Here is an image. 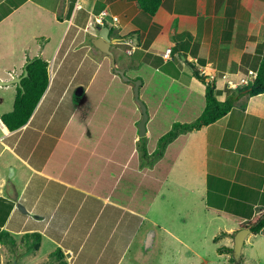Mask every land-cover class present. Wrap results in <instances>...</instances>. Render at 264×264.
<instances>
[{
    "label": "crops",
    "instance_id": "1",
    "mask_svg": "<svg viewBox=\"0 0 264 264\" xmlns=\"http://www.w3.org/2000/svg\"><path fill=\"white\" fill-rule=\"evenodd\" d=\"M181 1L162 0L149 17L135 0H0V80L22 76L28 59L48 63L46 90L28 122L9 132L0 120V199L12 203L0 232H8L15 246L23 235L37 233L35 253L49 245L44 257L59 249L66 264H121L132 248L143 254L139 242L151 241L150 229L193 251L174 233L177 216L189 215L203 231L231 220L222 214L245 224L258 214L253 209L264 213V93L245 106L242 99L199 130L174 129L195 121L205 107L206 86L190 66L216 77L219 101L233 91L228 81L257 72L264 0ZM100 14L112 45L124 47L119 64L111 52L113 67L88 43ZM5 43L11 54L3 51ZM114 81L119 84L112 96ZM134 81H140L148 115L142 137ZM16 86L0 87V117L12 110ZM120 109L126 116L117 129L111 117ZM129 119L135 129H126ZM129 132L131 143L121 144ZM245 193L249 219L240 213L242 205L227 204L231 194L247 201L241 200ZM238 230L236 223L214 231L212 240ZM255 236L264 240V228ZM5 251L0 242V260Z\"/></svg>",
    "mask_w": 264,
    "mask_h": 264
},
{
    "label": "rangeland",
    "instance_id": "2",
    "mask_svg": "<svg viewBox=\"0 0 264 264\" xmlns=\"http://www.w3.org/2000/svg\"><path fill=\"white\" fill-rule=\"evenodd\" d=\"M179 3L183 4V1L180 0ZM88 43L90 44V41H88ZM3 51H7L11 54L13 52V48L5 43ZM111 52L115 55V57L117 54L120 56V58L117 59L118 64L119 60H124V47L121 48L119 46L112 45ZM111 63L112 59L110 58V64ZM115 70H118V68H113V73H115ZM114 83L116 84H114L110 88V92L113 91L112 96L115 95V86L119 84L117 81H114ZM121 84H123V82ZM120 93L124 94L123 89L120 90ZM6 97H8V95L1 93V98L3 100H7ZM124 97L125 94L123 98ZM128 99L131 101V98ZM111 106H113V104H111ZM3 109L4 107L0 106V111H3ZM125 116V111L120 109L116 114L114 120L111 117L113 126L118 129L119 125L117 124V121H119L121 125L122 120L123 118H125ZM130 123L131 122L129 119V122L126 124L127 130L131 125ZM131 127L135 129L133 125H131ZM157 134L158 132H156L155 130L152 131L153 137L154 135L156 137ZM123 137V141H119L121 144H124V142H126V144L131 143V133L127 135L124 134ZM242 196L243 197L241 198V200L247 198L248 200L244 201L243 203H240L238 200L234 201V196L231 194L227 199V204L230 208L242 205L240 209H242L243 212L240 213L247 215V219H249L251 213V205L248 203L249 196L247 193L243 194ZM259 210L260 208H255L252 211L255 214L259 213ZM193 217H199V211L195 206H193ZM237 220L241 222L243 218L239 219L237 217L235 221L223 218V222H220L219 220L217 222L215 221L214 223L209 224V226H206L203 231H200V229H197L195 226L191 225L196 224L197 222L194 219L189 218V215L177 216L176 220L173 222V225H175L174 233L179 240H183L182 242L186 246L193 249V251H190L189 248L181 245L180 243H177L176 241L174 242L173 239L166 236L161 230L152 232V230L150 229L146 232V234L152 235L153 238L151 239V241L146 239L143 244L142 242H139V246L143 249V254H135L136 252H133L134 249L132 248L127 252L121 264H235L231 263L230 261V258H233V253H224L222 255H219L216 251L218 247L223 246H228L227 248L232 249L233 235H229L231 238L229 237L228 239L222 238V236L218 235L220 237L219 239H221L218 242H214L212 240V235L214 231L219 233L222 230H227L231 226L235 228L236 223H238ZM31 243L32 241L28 239L22 241L18 239V245L15 246V248L2 243L6 251L5 253H2L4 255L0 260V264H57V260L55 258H51L49 255L45 257L43 256L49 249L48 244H44L43 249L40 251V253L36 254L35 251L31 248ZM240 259L242 260V264H264V240H261V236L258 237L252 234L246 237V241L243 244L241 250Z\"/></svg>",
    "mask_w": 264,
    "mask_h": 264
},
{
    "label": "trees",
    "instance_id": "3",
    "mask_svg": "<svg viewBox=\"0 0 264 264\" xmlns=\"http://www.w3.org/2000/svg\"><path fill=\"white\" fill-rule=\"evenodd\" d=\"M135 1L142 13L146 14L149 17H152L156 14L159 7L161 6L162 0ZM104 27L108 26L104 24ZM47 68L48 63L42 58L34 57L27 60L25 64L27 76L21 80L20 86H16L17 93L14 99L13 108L10 112H7L0 117L1 122L9 132L18 130L19 128L24 126L31 117L48 84ZM190 68L194 77H196L206 86L205 107L201 115L195 121L185 125L177 124L174 126L175 130H199L224 117L231 111V109L235 105L240 103L242 99L243 100L242 103H240V106H245V102L249 98L264 93V48L261 54V60L257 69L256 78L249 85L241 86L231 91V93L225 98L224 101H219L217 99L214 84L210 82L207 77L200 76L198 70L193 66H190ZM172 134L173 132L171 131L166 135V138L170 137ZM0 206H4V211L1 212L0 209V228H2L12 210V203L0 199ZM222 215L228 219L234 221L236 220V218L234 217L224 214ZM237 222L239 229L246 228L249 230L250 234L256 235L260 233L264 228V213H258L254 215L245 224L241 223L239 220H237ZM236 232H234L232 235L234 236ZM219 236H228V234L223 232ZM219 236H216L214 238V241H216ZM26 239L32 241L31 248L34 251H37L39 249V234H25L23 235V240ZM0 242L9 245L12 248H15V241L8 232H0ZM216 251L219 255H222L224 253H232V249L225 246L218 247ZM49 256L51 258H55L57 260V264H66L64 261V255L59 249L49 254ZM230 261L231 263H235L234 258H230ZM238 264H242L241 259Z\"/></svg>",
    "mask_w": 264,
    "mask_h": 264
},
{
    "label": "water",
    "instance_id": "4",
    "mask_svg": "<svg viewBox=\"0 0 264 264\" xmlns=\"http://www.w3.org/2000/svg\"><path fill=\"white\" fill-rule=\"evenodd\" d=\"M94 30L97 31V34L95 37H93L90 41V44L100 51L103 54H106L112 59V53L110 51V47L112 44L116 43L115 40L111 39L109 36V28L108 27H99L97 26ZM114 66V63L112 61V67ZM115 72L125 81H128V78L125 77L124 72L115 70ZM27 76V72L23 70V74L20 77H12V79L7 80V81H1L0 80V87H7L10 85H17L20 86V82L23 78ZM140 85V81H134V99L135 102L138 104L142 118L138 123V129H139V136L142 137L144 136L145 133V124L148 119V115L146 112V108L144 104L139 100V95H138V88ZM250 234L249 230L246 228L239 229L233 236V248H232V253H233V258L236 264L239 263L240 261V255H241V250L244 244V241L246 237Z\"/></svg>",
    "mask_w": 264,
    "mask_h": 264
},
{
    "label": "built area",
    "instance_id": "5",
    "mask_svg": "<svg viewBox=\"0 0 264 264\" xmlns=\"http://www.w3.org/2000/svg\"><path fill=\"white\" fill-rule=\"evenodd\" d=\"M115 22H117V19L116 18H112L111 19V22H109V25L112 26V27H115V24H114ZM104 24H107V21L105 20V15L104 14H100L99 16H96L93 19V22L91 23V26L92 25H95V26L104 27ZM133 50H134V47L131 50V52ZM198 72H199V75L200 76L207 77V79L210 82H212L214 84V87H215L216 77H214L211 74L205 73V71L204 70H201V69H199ZM256 75H257V72L256 71H248L247 74L244 75V76H242V77H240L237 80V82L232 83L231 81H228L227 82V88L234 90V89H236L238 87H241V86H247V85H249L256 78Z\"/></svg>",
    "mask_w": 264,
    "mask_h": 264
},
{
    "label": "clouds",
    "instance_id": "6",
    "mask_svg": "<svg viewBox=\"0 0 264 264\" xmlns=\"http://www.w3.org/2000/svg\"><path fill=\"white\" fill-rule=\"evenodd\" d=\"M100 27V26H99ZM109 28V27H108ZM110 29V28H109Z\"/></svg>",
    "mask_w": 264,
    "mask_h": 264
}]
</instances>
